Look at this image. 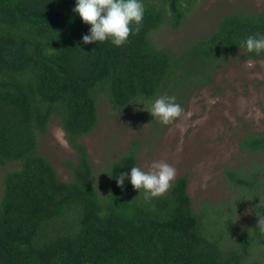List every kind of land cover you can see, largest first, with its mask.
Listing matches in <instances>:
<instances>
[{
	"label": "trees",
	"instance_id": "1",
	"mask_svg": "<svg viewBox=\"0 0 264 264\" xmlns=\"http://www.w3.org/2000/svg\"><path fill=\"white\" fill-rule=\"evenodd\" d=\"M190 1L144 0L140 30L115 46L83 43L90 25L73 12L75 0H0V166L16 164L1 179L0 264H264V132L240 135L248 163L222 170L233 196L198 208L186 174L148 201L128 178L117 184L138 164L134 143L105 165L101 193L81 141L98 124L100 93L123 111L174 79L182 105L191 86L211 82L232 57L264 59L240 47L247 35L264 33V10L221 15L182 53L155 44L152 34L163 24L179 27ZM54 117L76 151L65 163L69 180L38 152V136ZM245 203L247 230L235 224Z\"/></svg>",
	"mask_w": 264,
	"mask_h": 264
},
{
	"label": "rangeland",
	"instance_id": "2",
	"mask_svg": "<svg viewBox=\"0 0 264 264\" xmlns=\"http://www.w3.org/2000/svg\"><path fill=\"white\" fill-rule=\"evenodd\" d=\"M261 10L264 0H191L179 27L163 24L152 38L155 44L182 53L195 39L212 31L221 15ZM247 61L238 55L232 57L212 73L211 82L191 86L187 100L182 102L184 112L167 125L153 119L142 103L115 111L107 96L98 94V124L81 137L94 167L97 189L101 193L106 190L101 174L105 165L134 143L140 166L147 168L152 161L164 160L176 168L175 177L187 175V191L195 208L228 201L235 192L225 185L223 168L238 167L251 157L239 149V136L247 131L264 132V59L252 60L251 66ZM182 90L173 79L162 94L173 95L178 102L177 95L184 96ZM38 152L49 159L60 179H70L65 163L76 159V151L57 117L50 120L46 132L39 134ZM15 167L13 162L0 166V196L3 173ZM251 219L245 203L236 213L235 224L247 230Z\"/></svg>",
	"mask_w": 264,
	"mask_h": 264
},
{
	"label": "clouds",
	"instance_id": "3",
	"mask_svg": "<svg viewBox=\"0 0 264 264\" xmlns=\"http://www.w3.org/2000/svg\"><path fill=\"white\" fill-rule=\"evenodd\" d=\"M73 12L78 14L82 22L90 25L88 32L82 35L83 43L110 41L115 46H121L128 40L130 34L140 30L145 15L144 0H75ZM249 53L257 56L264 52V33H252L240 42ZM247 65H252L249 58ZM143 105L153 117L162 124L175 121L184 112V108L176 101V97L169 94H157L150 100L138 96L132 100ZM176 168L164 160L152 161L147 168L139 164L130 167L128 172H120L116 179L123 187L125 179L131 185L144 190L145 201L150 200L173 187L172 181L176 176ZM139 194V193H138ZM258 224L264 227V219Z\"/></svg>",
	"mask_w": 264,
	"mask_h": 264
}]
</instances>
